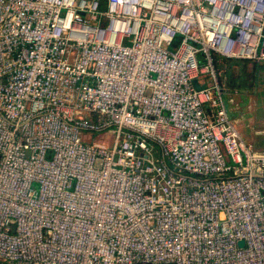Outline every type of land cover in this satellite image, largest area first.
<instances>
[{
    "label": "built area",
    "instance_id": "built-area-1",
    "mask_svg": "<svg viewBox=\"0 0 264 264\" xmlns=\"http://www.w3.org/2000/svg\"><path fill=\"white\" fill-rule=\"evenodd\" d=\"M215 57L264 63V0H0V264H264Z\"/></svg>",
    "mask_w": 264,
    "mask_h": 264
},
{
    "label": "rangeland",
    "instance_id": "rangeland-1",
    "mask_svg": "<svg viewBox=\"0 0 264 264\" xmlns=\"http://www.w3.org/2000/svg\"><path fill=\"white\" fill-rule=\"evenodd\" d=\"M218 70L216 80L228 94L223 99L234 101L229 107L233 111L240 109L249 123L264 125V65L233 61Z\"/></svg>",
    "mask_w": 264,
    "mask_h": 264
},
{
    "label": "crops",
    "instance_id": "crops-1",
    "mask_svg": "<svg viewBox=\"0 0 264 264\" xmlns=\"http://www.w3.org/2000/svg\"><path fill=\"white\" fill-rule=\"evenodd\" d=\"M248 63V62H247ZM259 65H264L259 64ZM228 95V94H227ZM234 101L231 99V106ZM230 116L232 117L235 125L240 130L238 131L243 141L250 146L254 151L264 152V125H255L254 122L249 123V119L243 118L240 109L233 111L228 105ZM236 127V128H237Z\"/></svg>",
    "mask_w": 264,
    "mask_h": 264
},
{
    "label": "trees",
    "instance_id": "trees-1",
    "mask_svg": "<svg viewBox=\"0 0 264 264\" xmlns=\"http://www.w3.org/2000/svg\"><path fill=\"white\" fill-rule=\"evenodd\" d=\"M215 67L217 68L218 70V67L221 66V65H227L228 63H231L233 62L232 60H221L218 62V59L215 57ZM240 62H244V63H247L246 61H240ZM219 71V70H218Z\"/></svg>",
    "mask_w": 264,
    "mask_h": 264
},
{
    "label": "water",
    "instance_id": "water-1",
    "mask_svg": "<svg viewBox=\"0 0 264 264\" xmlns=\"http://www.w3.org/2000/svg\"><path fill=\"white\" fill-rule=\"evenodd\" d=\"M193 84H194V87H195L197 90H199V87H198L197 83L194 82ZM238 245H239L240 247H242V246H243V242L240 241Z\"/></svg>",
    "mask_w": 264,
    "mask_h": 264
}]
</instances>
